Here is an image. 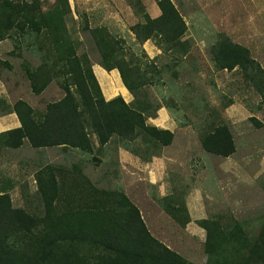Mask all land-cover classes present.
Here are the masks:
<instances>
[{
  "label": "rangeland",
  "instance_id": "374dc122",
  "mask_svg": "<svg viewBox=\"0 0 264 264\" xmlns=\"http://www.w3.org/2000/svg\"><path fill=\"white\" fill-rule=\"evenodd\" d=\"M38 1L48 9L57 0ZM68 3L69 33L78 54L88 55L91 72L106 99L122 95L132 102L134 95L124 85L118 68L108 71L101 65L102 56L91 33L100 26L122 40L127 60L148 70L152 83L146 91L153 103L164 106L155 117H148L147 123L170 129L175 137L172 144L149 158L135 154L116 136L99 148L92 135L91 152L63 146L34 148L27 140L19 148L0 144V189H8L13 206L41 214L44 204L37 174L49 165L78 164L98 187L123 189L141 209L154 236L195 263L209 261L200 218H236L250 236L264 238V126L257 127L250 120L255 116L264 122V98L241 67L218 69L212 54V46L226 33L249 47L264 67V0H174L187 23L185 38L192 45L187 55L178 58L165 51L157 38L145 39L143 35L145 14L157 17L161 13L157 0ZM16 43L11 38L0 41L2 131L15 127L12 117L18 115L12 107L18 99L27 101L38 116L49 103L65 95L58 84L60 76H54L43 92L33 91L26 67L57 65V59L46 46L38 50V41L25 42L20 48ZM221 122L229 124L237 144V151L229 157L209 153L201 144V135ZM129 146L149 153L140 138ZM122 152L127 160L120 159ZM135 164L146 172L147 181L131 176ZM146 167H151L159 184L148 181ZM163 193L172 194L171 203L177 199L187 205L191 222L185 227L158 203V198L166 196Z\"/></svg>",
  "mask_w": 264,
  "mask_h": 264
},
{
  "label": "trees",
  "instance_id": "16d2710c",
  "mask_svg": "<svg viewBox=\"0 0 264 264\" xmlns=\"http://www.w3.org/2000/svg\"><path fill=\"white\" fill-rule=\"evenodd\" d=\"M157 4L160 15L145 14V39L157 38L176 58L187 55L192 45L185 38L183 15L174 0H157ZM70 12L68 0H57L48 9L38 0L0 1V41L14 39L17 48L38 41V50L46 46L57 59V65L26 67L33 91L43 92L54 76H60L58 84L65 91L38 116L27 101L18 99L12 109L21 124L1 131L0 144L19 148L27 140L34 148L63 146L91 152L92 135L99 148L116 136L137 155H158L161 147L172 144L175 134L147 123L148 117H155L164 106L150 100L148 70L126 59L122 40L109 30L92 28L101 65L108 71L118 68L124 85L134 95L132 102L122 95L106 99L91 72L88 55L78 54L69 33L66 18ZM212 54L218 69L241 67L264 98V67L249 47L222 33ZM250 120L257 127L264 126L255 116ZM139 138L149 153L129 146ZM201 144L207 152L222 157L237 151L234 133L224 122L204 132ZM36 179L44 204L41 214L14 207L8 189H0V264H198L154 236L141 209L123 189L98 187L78 164L49 165ZM171 197L157 201L185 227L191 222L189 209L177 199L176 203L168 201ZM198 223L206 230V264H264V238L250 236L236 218H200Z\"/></svg>",
  "mask_w": 264,
  "mask_h": 264
},
{
  "label": "crops",
  "instance_id": "0c3cea01",
  "mask_svg": "<svg viewBox=\"0 0 264 264\" xmlns=\"http://www.w3.org/2000/svg\"><path fill=\"white\" fill-rule=\"evenodd\" d=\"M114 70V69H113ZM0 119H2V118H0ZM12 120L14 121V123H15V127H18V126H20V121H19V118H15V117H12ZM1 121H3V120H0V132L2 131V129L5 127V124H4V122H2L1 123ZM14 128V127H13ZM125 151V150H124ZM126 152V151H125ZM129 155V154H128ZM125 156H127L126 154H124V152H122V153H120V159L121 160H127L126 158H124ZM125 163V162H124ZM151 163V162H150ZM150 163L148 164V163H146V165H150ZM131 168L132 169H136L135 171V174H133V175H131V176H133V177H137V178H139V179H144L145 181H147V175H146V172L143 174L142 173V170L143 169H141V167H140V165H137V164H135V165H131ZM147 168V167H146ZM147 171H148V181L149 182H151V183H154L155 184V182L156 183H158L159 181L157 180V176L153 173V171L151 170V167H148L147 168ZM145 175V176H144ZM145 177H146V179H145ZM155 180H157V181H155ZM159 184V183H158ZM160 186H161V183H160ZM164 186V185H163ZM167 193H163V195H166ZM162 194H161V196H163ZM203 228V227H202ZM204 231H205V237H206V230L204 229ZM201 233H202V231H201Z\"/></svg>",
  "mask_w": 264,
  "mask_h": 264
}]
</instances>
